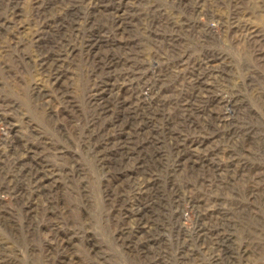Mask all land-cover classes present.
<instances>
[{
    "label": "rangeland",
    "instance_id": "rangeland-1",
    "mask_svg": "<svg viewBox=\"0 0 264 264\" xmlns=\"http://www.w3.org/2000/svg\"><path fill=\"white\" fill-rule=\"evenodd\" d=\"M0 264H264V0H0Z\"/></svg>",
    "mask_w": 264,
    "mask_h": 264
}]
</instances>
